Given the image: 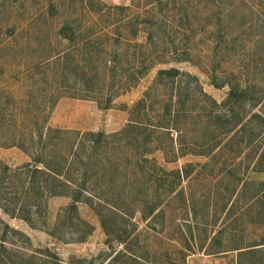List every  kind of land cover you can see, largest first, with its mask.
Returning <instances> with one entry per match:
<instances>
[{
  "label": "rangeland",
  "instance_id": "obj_1",
  "mask_svg": "<svg viewBox=\"0 0 264 264\" xmlns=\"http://www.w3.org/2000/svg\"><path fill=\"white\" fill-rule=\"evenodd\" d=\"M48 1L0 0V162L12 170L30 163L24 147L48 155L56 148L66 156L69 143L87 145L97 142L89 134H103L99 157L115 165L109 173L94 166L100 173L94 170L88 191L108 194L124 216L95 202L72 210L68 197L47 198L44 213L34 209L30 224L13 209H0V221L17 232L5 236L4 247L27 260L25 254L30 264H264V0H96L110 11L103 17L81 14L79 0H63L52 16ZM116 6L131 13L123 12L118 27ZM69 13L83 37L94 33V47L55 41L61 40L58 18ZM153 14L161 18L155 25L149 23ZM116 53L119 68L134 71L142 61L154 67L129 87L120 71L108 73ZM170 68L197 81L156 86L157 72ZM187 85L192 99L178 120L181 133H173L174 151L154 152L147 167L169 175L192 164L194 171L163 194L161 173L152 172L150 182L141 175L136 161L144 149L128 142H144V136L127 126L147 92L149 108L140 120L160 124L165 105L175 104L176 92ZM232 86L246 90V102L224 107ZM210 100L219 107L212 109ZM153 140L152 147L169 142L161 135ZM190 142L218 147L207 157L182 156ZM102 217L109 220L107 231ZM16 256L12 261L21 263Z\"/></svg>",
  "mask_w": 264,
  "mask_h": 264
},
{
  "label": "trees",
  "instance_id": "obj_2",
  "mask_svg": "<svg viewBox=\"0 0 264 264\" xmlns=\"http://www.w3.org/2000/svg\"><path fill=\"white\" fill-rule=\"evenodd\" d=\"M7 1V0H5ZM81 3V14H94L98 15L100 17L103 16H109L110 11L108 14H106L104 8H102L96 0H79ZM95 1V6H92ZM158 3L165 2L163 0H157ZM63 0H49L48 1V13L50 15H59L58 9L61 8ZM148 6L150 7L146 11L152 14L154 4L149 2ZM147 6V8H148ZM72 9V8H71ZM114 10L119 13V16L123 15V12H128V18H131L129 16L130 8L128 7H115ZM74 11V10H73ZM72 13H77L75 10ZM73 14L69 13V16L58 18L60 19L58 22V38H61V40L55 39L56 42H62L65 41L68 45H78V43H83L82 46L86 47L89 46V49L94 47L96 44L95 41L92 39L95 37L93 36L94 33L89 34L86 37H83L82 34V25L75 26L76 21L72 18ZM138 15V14H137ZM154 15H151L152 19L150 20L151 25H155L154 22H158L161 20L159 19H153ZM134 16V15H133ZM132 16V17H133ZM123 16L119 17V20H115L114 25L118 27L119 23H122ZM135 21L139 22V16H135ZM81 24V23H80ZM139 24V23H138ZM180 25L183 27L187 25V21L183 22V18L181 19ZM138 30L139 26L137 27ZM138 30H135V32L138 33ZM14 30H10L8 33L9 37L15 36ZM106 30H101V34H106ZM148 31V30H147ZM148 33V32H147ZM148 40L153 41V37L151 34H148ZM37 44L39 46H51L50 41H40L39 39L36 40ZM155 44V42L153 43ZM142 46V45H141ZM144 47V46H142ZM87 48V47H86ZM187 53V52H186ZM143 55V54H142ZM120 56V55H119ZM116 53L115 60L113 61V65L110 66L108 69V73L112 76H116L117 72L120 71V74L127 79V83L130 86L135 85L139 79L144 77L150 69L154 67L153 62H147L145 63L142 61L140 66L135 68L134 71H131V67H122L120 66V61L118 59L119 57ZM189 54H187L186 58L183 59V61H189ZM153 61V60H149ZM182 61V60H181ZM151 64V65H150ZM119 68V69H118ZM94 76H97L96 74H92ZM185 79L189 81V83H192L193 81H197L196 77H192L189 74H184L183 72H180L177 69L170 68V69H163L159 70L156 74V78L154 80V84L156 86H161L165 84H170L171 86L176 85V80L179 81V84L181 85L182 79ZM181 87V86H179ZM171 89H174L171 87ZM193 88H190V85H187V90L183 93L176 92V96L178 97V100L175 102V104H167L165 105L164 114L166 117L162 119L160 124L152 125V124H145L142 120L143 115L145 116V112L148 111L149 105V97L150 92H147L144 94V96L135 103L134 107L132 108L133 113L135 112L134 119H130L129 124L127 126V130H130V133H134V130H136V134H142L144 136V142H133V144H130L131 142H128V144L133 149H144L141 153H139V156L136 161V165L139 167V171L141 172V175L144 176V178L150 182V180L154 179L152 172L161 173L157 178H163V180H160L159 188H161L164 193H172V191L179 185L181 180L188 179L189 175L192 174L194 171V165L188 164L186 165L187 169H179L175 170L174 172H170V181H168L169 175L167 172L163 170L161 167H157L155 165H152L151 168H148L147 164L150 163V160L148 158L149 155L153 154L157 151H164L167 148H171V151H174V142L173 141V133H181L178 127L179 119L182 117H185L184 111L186 109V105L189 101V99H192V94L189 93ZM178 91V89L176 88ZM188 92V93H187ZM246 90L244 88H240L238 86H232L229 89L228 97L226 102H224L223 106L225 107L226 104L231 105H237L246 102ZM210 104L212 106V109L218 108L219 105L210 100ZM210 113V112H209ZM212 116V112L210 113ZM180 115V116H179ZM133 116V115H132ZM212 116H209L210 118ZM220 121V120H218ZM225 123H228V121H225ZM215 126V124H213ZM235 126V124H233ZM232 130H229V132ZM53 133H57L53 131ZM228 133V132H226ZM166 136V138L169 140V142H166L167 144L164 145H158L153 146L154 143H156L153 139L154 137ZM89 137L96 138L97 142H90V144L84 145L81 142H71L68 144V154L66 156L60 155L59 153L55 152L56 148L51 149L52 151L49 152L50 155L47 153H44L43 150H35V152H31V150H28L27 148H21L23 151L28 152L32 156V160L30 163H27L26 165L17 168V169H11L8 166L2 164L0 162V209L3 212H10V209L12 212V215H14L15 212H17V217L20 219H23L28 224H30V221H32V213L34 209H36V212L38 214L44 213V209H46V199L50 197H68L72 204L70 205V208L72 210L76 209V205L78 203H85L86 205L92 202H95L100 207H104L103 209L107 210L109 213H112L115 216H119L122 218L124 215L123 211L120 210L117 206H115V202L112 200H109L107 198L108 194L101 193V194H94L92 191V194L88 191L89 183L92 182L94 178V170L95 176L100 173V171L94 166H97V168H102L103 171H106L109 173L110 166L112 167L115 165V163L107 162V164H102V161L99 157V151L103 147L101 146L102 142H99L103 138V134H89ZM178 137V135H177ZM182 139V138H181ZM212 143V142H210ZM215 143V144H214ZM124 145L123 142H105L106 146L109 145ZM65 145V144H64ZM188 147L187 149H183L181 153L182 156L186 155H198L207 157L209 153L212 151H215L218 147L216 146V142H213V146H208L207 144H198L197 142L194 143H188L185 145ZM181 147V146H180ZM40 151V152H39ZM79 151H82V154L79 153ZM81 155L84 158H81ZM99 157V158H98ZM77 164L79 166H77ZM152 164V163H151ZM107 165V166H106ZM112 173H116L115 171H111ZM136 174V171L134 172ZM112 178V179H111ZM80 179V184H79ZM109 184L113 183V176L109 178L108 181ZM17 194L20 195L17 196ZM88 202V203H87ZM8 205V208H7ZM18 206H20L18 209H16ZM152 208V207H151ZM122 214V215H120ZM109 223V220L102 217L101 224L107 231V225ZM0 224H4V222L0 221ZM33 226V224H32ZM35 227V226H33ZM107 233V232H106ZM16 235L17 232L13 230L11 227H9L7 224H4L3 227V233L0 237V264H30L28 257L23 254L24 258L27 260H24L21 256L11 255V251H9L7 248L4 247L6 244L5 236L6 235ZM48 255H51L50 252L46 251ZM22 253V252H21ZM16 256V258H20L17 263L12 261L13 257ZM12 258V259H11ZM23 262V263H22ZM44 264H51L50 262H44ZM56 264V263H54Z\"/></svg>",
  "mask_w": 264,
  "mask_h": 264
}]
</instances>
